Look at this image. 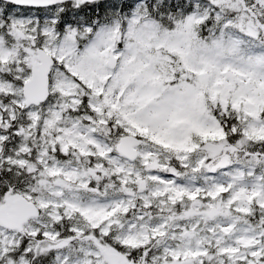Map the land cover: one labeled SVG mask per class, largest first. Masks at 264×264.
Listing matches in <instances>:
<instances>
[{"label":"snow or ice","instance_id":"obj_1","mask_svg":"<svg viewBox=\"0 0 264 264\" xmlns=\"http://www.w3.org/2000/svg\"><path fill=\"white\" fill-rule=\"evenodd\" d=\"M0 264H264V0H0Z\"/></svg>","mask_w":264,"mask_h":264}]
</instances>
